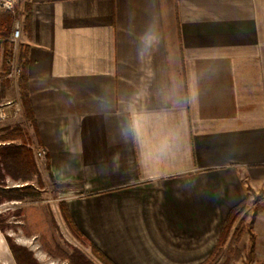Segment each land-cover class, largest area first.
<instances>
[{"label":"crops","instance_id":"1","mask_svg":"<svg viewBox=\"0 0 264 264\" xmlns=\"http://www.w3.org/2000/svg\"><path fill=\"white\" fill-rule=\"evenodd\" d=\"M17 11L0 123L25 111L12 60L27 77L33 173L115 264L211 263L230 212L264 188V0H18ZM2 129L0 148L21 143ZM254 233L261 260L264 205ZM0 264H17L1 228Z\"/></svg>","mask_w":264,"mask_h":264},{"label":"rangeland","instance_id":"2","mask_svg":"<svg viewBox=\"0 0 264 264\" xmlns=\"http://www.w3.org/2000/svg\"><path fill=\"white\" fill-rule=\"evenodd\" d=\"M17 17L20 19L19 13ZM12 30L13 26L11 33ZM23 116L24 110L13 113L8 124L0 123V130L7 126L10 129L18 128L21 138L29 142L28 123ZM33 172H29L34 179L28 182L30 186L26 190L32 197L6 200L0 204V222L5 228L7 244L26 247L32 252L37 264H76L77 261L80 264H104L85 237L73 233L67 225L60 211L56 187L52 182L45 183L39 174ZM15 182L21 183L20 180ZM247 195L244 208L236 215L227 234L222 236L213 261L206 264H246L255 218L264 205V188L256 191L248 188Z\"/></svg>","mask_w":264,"mask_h":264},{"label":"trees","instance_id":"3","mask_svg":"<svg viewBox=\"0 0 264 264\" xmlns=\"http://www.w3.org/2000/svg\"><path fill=\"white\" fill-rule=\"evenodd\" d=\"M26 24H30L31 19V9L26 7ZM18 13H13L11 11H1L0 12V58L2 51L4 52V60L7 63V59L11 56L12 53V46L10 47V34L11 28L13 26L14 21L18 18ZM19 85L21 88V100L24 105L25 109V117L27 120H33L32 116V109L29 103L28 92H27V77L25 73V69H22V72L19 76ZM4 97V88L0 87V104ZM5 131L4 135L1 137L2 139L8 140H19L21 139L20 144H11L0 148V204L6 200H22L25 197H32L31 193H28V185L19 186V187H7L4 183L5 176L9 174L14 179H21L25 182H29L32 176L29 174L31 170L35 168V161L33 159L32 150L28 147V142L21 138V134L19 133L18 128L10 129V128H3ZM245 200H243L237 207H235L230 214L228 215L225 225L223 227L222 233L219 237V241L217 244V249L215 250L214 254L217 253L218 248L221 245V238L227 234L229 227L232 225L235 217L245 206ZM60 211L66 221L67 225L71 229V231L81 237H84L78 227L76 226L68 207L64 202H60ZM256 214V212L254 213ZM255 216V215H254ZM0 228L5 231L4 226L0 222ZM86 239V238H85ZM87 242L92 247L93 252L95 255L104 263V264H115L111 259H109L100 249H98L93 243L88 241ZM255 234L251 233V242L247 249L246 254V264H264V258L261 260H257L255 257ZM10 249L12 254L16 260L17 264H37L35 259L33 258V254L29 249L23 246H17L10 244ZM73 261V260H72ZM80 264L77 261L76 264Z\"/></svg>","mask_w":264,"mask_h":264},{"label":"built area","instance_id":"4","mask_svg":"<svg viewBox=\"0 0 264 264\" xmlns=\"http://www.w3.org/2000/svg\"><path fill=\"white\" fill-rule=\"evenodd\" d=\"M0 11H11L13 13L17 12V0H0ZM22 35V23L19 21V19H16L13 25V30L11 33V43L13 48L15 49L19 41L21 39ZM9 76H20L22 69L19 65L14 63V61H9ZM20 111V109H18ZM6 116L5 112L0 108V121L4 119ZM38 155H43V151H39Z\"/></svg>","mask_w":264,"mask_h":264}]
</instances>
